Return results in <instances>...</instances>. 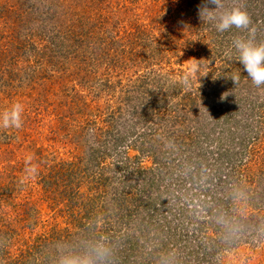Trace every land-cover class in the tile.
<instances>
[{"label":"rangeland","instance_id":"rangeland-1","mask_svg":"<svg viewBox=\"0 0 264 264\" xmlns=\"http://www.w3.org/2000/svg\"><path fill=\"white\" fill-rule=\"evenodd\" d=\"M202 2L0 0V113L24 107L21 128H0V240H264V178H255L264 172V85H249L247 73L235 84L257 106L228 131L181 102L180 92L222 74L218 40L233 36L212 40L200 28L191 41L182 16L195 7L202 26ZM147 58L165 82L181 83L170 98L158 84V110L135 87ZM193 64L200 74L188 88ZM231 132L241 176L217 157L213 137ZM98 244L113 250L112 264H264V241H0V264H57Z\"/></svg>","mask_w":264,"mask_h":264},{"label":"trees","instance_id":"trees-1","mask_svg":"<svg viewBox=\"0 0 264 264\" xmlns=\"http://www.w3.org/2000/svg\"><path fill=\"white\" fill-rule=\"evenodd\" d=\"M226 2L228 5H231L233 3V0H226ZM236 2L243 4L244 8L249 13L252 19V22H253L252 26L256 28L255 39L257 40L258 36H261L262 34L264 35V0H236ZM194 12H195V7H192L189 5L185 8V11H184L185 13L184 15H186V17L184 15L182 16V24L184 23L186 30L192 33L191 38H190L191 41L193 39V36L197 32H199L200 28H204V30L207 31L205 34L210 35L211 39L215 40L214 35H215V32L217 31L211 23L203 22V25L200 27L193 25L192 19L194 17ZM228 31H231L230 33L233 34L232 39L230 41L229 39L218 40L219 50L215 52V54L217 53L220 54L221 52H224L223 53L224 60L221 59V64H220V66L223 68V70L221 71L222 74H219L220 76L219 75L216 76V78L213 81H209V79L206 78L205 82L209 84L206 85L204 88H202V86L199 88L198 86V88H195L194 90L193 87H191L190 89L180 92L181 93L180 96L182 100L184 99V101H181V102L186 103V104L190 102L191 103L190 109L196 111L197 114L202 115V119L206 125H208L211 128L219 125L221 128H223V130H227V131L231 129L230 128L231 122L234 123L235 121V123H237L240 120L239 118L236 119L235 117L237 113H241L243 117H247V112H253V110H255L257 106V103H256L257 96L253 97L251 94L252 91L247 92L245 90H240L241 86L236 87L234 81H232L231 79V77L233 76L239 77L238 82L242 79H246V76L244 74L247 72L244 70V66L238 61V54L235 52L234 49H232L231 55L227 54L229 50L232 48V41L238 37H247L248 33L245 30L236 29L235 27L229 29ZM228 31L223 32V33H220V32L218 33L222 35H226ZM142 35L143 33H140L137 35V40H136L137 45L142 43L141 45L143 46V49H145V55L148 52V56H149V51H150L149 44H148L149 41L147 39H143ZM200 35H202V32L199 33V37ZM147 59L148 61L145 60V62H143L142 64L143 65L142 67L145 68V73L143 74V77H141V74L137 75L138 82L135 87L138 88L137 90L146 91L147 95L146 94L144 95L147 96L146 98L150 99L149 102L147 103V106L149 107L153 106L152 109L156 108V110H158L161 108V106H163L162 104L164 103V101L162 100V96H161L162 94L159 95L158 93L160 92L158 84L159 86H161V84H163L166 81V76L162 75V73H160L159 71L156 72L153 68L147 67L152 64L150 62V59L149 58ZM223 73H225V76ZM221 76L223 77L222 80H220L219 78ZM242 76L243 78H241ZM230 80H231L232 85L229 86L228 88L227 82ZM249 82H250L249 85H251L252 81H250V78H249ZM174 83H175V80L173 79L170 80L169 82L164 83L165 84L164 89L174 90L173 93H171L173 91L171 90V92L167 95L168 98L173 97L174 95H177V93L181 89V83H178V82H176L177 84H174ZM215 83L216 85H214ZM211 95H213V97ZM263 98H264V95H263ZM139 104H140L139 101L134 103V112L140 111L139 114H142L140 108L138 107ZM172 106L173 105L168 104L167 108L169 109V111L172 109ZM244 114H246V116H244ZM260 127L262 130H264V121H262V123L260 124ZM234 137H236V135L233 132H231L229 134H222L221 136H214L213 138L216 139V141L219 143V146H220L219 150L221 152L217 154L218 155L217 157L220 159L219 160L220 164H222L223 161L225 160V157H223L225 156V154L227 156V159L231 160L229 164L231 166L230 167L231 169L229 170L228 175L237 171L239 176H241L243 168L242 166H239V164L241 163L242 159L239 158L238 160L239 163L238 164L235 163L236 159H234L235 158L234 156L239 152V150H237L235 148V145L232 144ZM114 138L115 140H117L118 136L115 135ZM220 138H223V139H220ZM218 140H221V141H218ZM226 140L230 142V146L221 145V143L225 142ZM246 147H247V144L244 145L245 149ZM198 153L200 155V157L198 156L200 159L197 161L199 163L205 162L206 159H202V158H206L204 150H200L196 154ZM190 155L192 154H189V156ZM250 160L252 159H249L248 162L246 163L247 167L250 166L249 165ZM258 162L259 163L264 162V154H263V157L259 159ZM235 166H238V168L236 169ZM247 171H248V168H247ZM260 172L261 170H259L258 173H255V178H258L259 180L260 178H264L263 174H261L262 176L260 175ZM259 193H260L261 200H257L256 201L257 204H261L263 202L262 200L263 190L261 189Z\"/></svg>","mask_w":264,"mask_h":264},{"label":"clouds","instance_id":"clouds-1","mask_svg":"<svg viewBox=\"0 0 264 264\" xmlns=\"http://www.w3.org/2000/svg\"><path fill=\"white\" fill-rule=\"evenodd\" d=\"M198 16L201 22L211 23L220 33L233 27L247 31V37H238L232 41V48L227 54L231 55L232 49H234L238 54V61L244 66L247 77L251 79L253 85L257 88L264 85V41H256V28L252 26V19L243 4L236 0H233L231 5H228L226 0H203L198 5ZM197 73L200 74V67L193 64L182 79L183 85L190 88L192 85L190 77H197ZM231 79L236 84L239 77L233 76ZM23 112V105L19 102L14 103L10 109L0 113V128H21ZM31 159L28 157L26 164H30ZM25 171L30 176L38 174L36 165L27 166ZM239 195L237 193V196ZM113 255V250L109 246L98 244L82 252L62 253L57 264H112Z\"/></svg>","mask_w":264,"mask_h":264}]
</instances>
